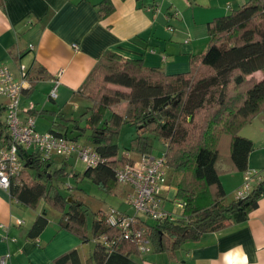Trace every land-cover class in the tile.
<instances>
[{
    "label": "trees",
    "instance_id": "1",
    "mask_svg": "<svg viewBox=\"0 0 264 264\" xmlns=\"http://www.w3.org/2000/svg\"><path fill=\"white\" fill-rule=\"evenodd\" d=\"M209 34L210 46L199 58L200 68L195 63L190 73L169 76L162 70L146 68L140 60L107 52L78 91L81 98L90 102L80 118L87 119V127H80V121L73 123L80 127L83 135L89 133L90 147L104 161L97 167H87L84 175L95 178L105 189L119 185L116 170L134 162L127 154L120 156L115 142L124 123L138 126L136 151L141 156L151 155L148 131L157 133L166 143L164 156L170 169L169 183L183 208L175 221L157 222L154 229L148 226V221H143L154 249L167 248L170 243L176 246L186 238L220 231L232 221L244 222L257 209L264 194L262 182L245 200L226 204L220 179V175L229 172L225 167L235 172L247 171L254 151V143L239 132L253 121L264 105V0H251L230 15L216 19L209 26ZM194 76L202 78L192 83ZM97 77L102 85L96 95H92ZM114 86L127 91L112 89ZM124 103V112L115 110ZM5 110L0 105V141L4 143L10 138ZM107 110H112L113 114L105 121ZM198 116H203L196 129L198 137H190V130L181 120L192 119L189 121L192 125ZM50 132L66 136L67 128L65 132L56 129ZM190 139L196 141L188 143ZM73 156L77 157L73 154L64 161ZM21 157L24 170L12 178L8 190L12 199L30 207H36L41 200L56 207L67 206L65 228L87 242L84 204L74 200L68 206L67 197L51 183L54 178L65 175V167L51 172L53 159L47 160L34 150ZM29 169L37 170V175L31 174ZM105 218L106 213L102 212L95 218L92 231L96 247L87 264H137L134 260L139 254L137 248L125 241L112 243L119 232L109 227ZM47 224V218L39 216L29 237L37 240ZM103 236L109 242H104ZM55 264H83V261L75 249L62 255Z\"/></svg>",
    "mask_w": 264,
    "mask_h": 264
},
{
    "label": "crops",
    "instance_id": "2",
    "mask_svg": "<svg viewBox=\"0 0 264 264\" xmlns=\"http://www.w3.org/2000/svg\"><path fill=\"white\" fill-rule=\"evenodd\" d=\"M250 1L0 0V66H7L14 80L27 87L21 98V120L33 116L40 133L65 132L73 121H80V127L85 122L84 128L87 119L74 114L82 107L73 102L84 99L78 91L105 53L140 60L146 68L169 76L190 73L195 63L200 68L199 58L209 49L210 24ZM54 89L57 97L51 99ZM7 104L0 97L4 109ZM239 135L254 143L248 166L259 170L264 182V105ZM225 168L229 172L220 179L229 204L235 201L245 172ZM171 195L176 196L174 188ZM17 203L0 188V264L3 259L5 264H55L76 247L70 238L49 244L46 240L45 247L43 233L37 240L30 238L35 220L24 227ZM134 260L137 264H264V194L246 221L229 222L220 231L186 238L176 246L153 248Z\"/></svg>",
    "mask_w": 264,
    "mask_h": 264
},
{
    "label": "built area",
    "instance_id": "3",
    "mask_svg": "<svg viewBox=\"0 0 264 264\" xmlns=\"http://www.w3.org/2000/svg\"><path fill=\"white\" fill-rule=\"evenodd\" d=\"M24 72L25 69H22ZM27 89L25 82H16L7 66H0V97L8 100L6 106V121L10 138L0 147V188L8 191L13 177L24 170L23 158L28 151H38L47 159L54 156L67 158L76 154L78 159L88 168L97 167L104 162L90 146L81 147L66 136H59L53 132L40 133L36 130L35 118L30 116L21 120V98ZM51 99L57 97L54 89ZM170 169L165 156L154 158L149 155L141 156L133 164H128L116 170V181L119 185L128 187L125 195L126 204L134 211L133 215L111 210L106 213L105 222L109 227L119 232L114 241H125L133 244L140 255L153 251L152 241L148 234V227L143 223V217L155 222L175 221V217L166 211L165 195L173 191L169 183ZM263 182L262 173L256 169H248L244 174V182L236 193L235 200H245L253 189ZM180 208L183 205L178 203ZM18 226L23 222L18 220ZM102 240L109 242L106 236ZM111 247L110 243H106ZM2 264H5L4 259Z\"/></svg>",
    "mask_w": 264,
    "mask_h": 264
},
{
    "label": "rangeland",
    "instance_id": "4",
    "mask_svg": "<svg viewBox=\"0 0 264 264\" xmlns=\"http://www.w3.org/2000/svg\"><path fill=\"white\" fill-rule=\"evenodd\" d=\"M99 76V75H98ZM259 79H262L261 74L258 75ZM202 76H194L192 78V83L198 82L199 79H201ZM102 82L100 77H97V82L95 86H93V90L91 92L92 95H96L97 89L101 87ZM112 89H119L121 91H127L124 88L121 87H112ZM74 104L80 105L82 109L74 114L80 119L82 114L85 113L88 106H90V102L88 103L86 99H81V102L78 100L73 102ZM118 107H115L116 111H119L120 113L124 112V109L126 107V104H120L117 105ZM112 110H107L104 114L105 121H108L112 117ZM203 119V116H198L194 119V122L192 125L189 124V120H185L183 118L181 120L182 125L190 130V137L197 138L198 137V131L197 126L201 124V121ZM81 126H85V122L81 123ZM119 131V129H118ZM138 137H139V128L135 124L130 123H124L119 131V135L115 139V142H117L119 149H120V156H122L125 152L130 153V158L134 160H139L141 157L139 153L136 151L138 147ZM147 139L149 143L151 144V157L154 158H160L164 156L167 153V147L165 141L158 136L157 133L148 131L147 132ZM190 141H196L190 139ZM76 143L81 147H87L91 145L90 141V135L87 132L83 136L79 137ZM188 145V144H187ZM190 148V146H188ZM66 161H64L63 157L54 156L53 157V163L51 165V172L58 170L60 168L65 167L63 177L61 178H54L51 180V183L53 186H55L63 196L67 197V201L72 200V202L78 201L84 204L83 210L85 212V235L88 236V241L84 242L83 238L73 231L67 230L65 228V214L69 212V209L67 206L65 207H56L53 203L47 202L45 200H41L39 204L36 207H30L25 206L22 204L17 203L15 207L17 209L21 210V220L25 222L24 227L27 226V223L29 220L34 218L36 220L39 216L44 215L47 220L48 224L45 230L43 231V246L45 247L51 242H59L63 238H70L74 239L76 242V247L73 249L68 250L64 254L73 251L77 249L81 255V258L83 261H87L90 259V256L93 252V250L96 247V244L94 242V236H93V224L95 221V218H97L101 212L108 213L111 210L118 211V212H132L131 208L126 204L125 202V195L128 191V187H124L121 185H116L113 189L108 190L105 189L103 186H101L95 178H88L85 177V172L87 170V166L83 164L76 156H73L69 160H67V164H65ZM29 172L31 174L37 175L38 171L35 169H29ZM33 172V173H32ZM34 175V177H36ZM170 176V173H169ZM72 188L69 190V188ZM165 199H167L164 208L165 210L170 213H173L175 216L179 217L182 214L181 208L178 206V199H176V196L169 194L165 195ZM228 202H230V199H228ZM71 203L68 202V206H70ZM134 214V211H133ZM132 214V215H133ZM145 219L148 221V226L151 229H154L157 227V222L153 221L152 219H148L143 215ZM55 242V243H56ZM63 254V255H64ZM62 256V255H61Z\"/></svg>",
    "mask_w": 264,
    "mask_h": 264
},
{
    "label": "water",
    "instance_id": "5",
    "mask_svg": "<svg viewBox=\"0 0 264 264\" xmlns=\"http://www.w3.org/2000/svg\"><path fill=\"white\" fill-rule=\"evenodd\" d=\"M83 134L80 131V127H76L74 123L67 126V133L66 137L70 141H76L79 137H81ZM69 203H72V200L68 201Z\"/></svg>",
    "mask_w": 264,
    "mask_h": 264
}]
</instances>
